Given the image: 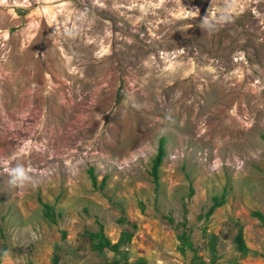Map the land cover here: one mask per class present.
<instances>
[{
	"label": "rangeland",
	"instance_id": "1",
	"mask_svg": "<svg viewBox=\"0 0 264 264\" xmlns=\"http://www.w3.org/2000/svg\"><path fill=\"white\" fill-rule=\"evenodd\" d=\"M263 136L264 0H0V264H264Z\"/></svg>",
	"mask_w": 264,
	"mask_h": 264
},
{
	"label": "trees",
	"instance_id": "2",
	"mask_svg": "<svg viewBox=\"0 0 264 264\" xmlns=\"http://www.w3.org/2000/svg\"><path fill=\"white\" fill-rule=\"evenodd\" d=\"M264 139V136H263ZM163 137L159 136L157 139V146H156V151L154 156L151 159V169H150V173L153 179L154 184L156 185V180H157V168L158 165L160 164L161 158L164 154V148H163ZM90 172V170H89ZM90 177L92 179H94V176L90 173ZM222 196H216L213 195L211 197V204L208 206L207 210L205 211V213H210L212 211V209L219 205L220 203H222ZM40 204L42 206V213L43 215L48 219L53 221L54 220V213L52 211V207L49 203L47 202H43L40 201ZM251 214L253 216H255L260 222L261 224L264 226V220H263V215L260 211L258 210H252ZM168 219L170 220V217H168ZM89 234L91 236H95L96 240L93 243V245L98 249V250H102L104 247L109 248L111 250H116L118 248V246L120 244H122L124 241H126L129 237V232L127 231H121L119 237L114 241V242H110L108 238H106V236L103 235L102 230H101V225L99 224V228L97 231L95 232H89ZM179 237V241L181 243V246H190V241L188 239V235L184 232L181 231L178 235ZM233 242H234V246L236 248V250L240 251L242 254H247L249 252H251V250H249V248L245 245L243 238H242V232H241V228L238 227L234 236H233ZM1 255V252H0ZM261 256L264 257V251L262 253H260ZM57 254L54 252L52 254L51 257V264H58L57 262ZM142 259L138 258L137 260H134L132 262L127 261L126 259H123L121 261H118L116 259H114L112 261V264H138L139 262H141ZM196 264H206L204 263L202 260H198Z\"/></svg>",
	"mask_w": 264,
	"mask_h": 264
},
{
	"label": "clouds",
	"instance_id": "3",
	"mask_svg": "<svg viewBox=\"0 0 264 264\" xmlns=\"http://www.w3.org/2000/svg\"><path fill=\"white\" fill-rule=\"evenodd\" d=\"M189 15H194L195 13H188ZM203 25L207 29H211L214 25L207 19H203ZM67 35H73L72 32H67ZM6 171L10 177L9 183L15 187H28L31 186L35 188L39 181L36 176L33 175V169L31 167L25 166L22 162H17L12 166L6 168Z\"/></svg>",
	"mask_w": 264,
	"mask_h": 264
}]
</instances>
